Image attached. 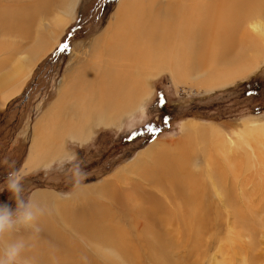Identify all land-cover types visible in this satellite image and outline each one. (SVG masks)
<instances>
[{"label": "bare ground", "instance_id": "obj_1", "mask_svg": "<svg viewBox=\"0 0 264 264\" xmlns=\"http://www.w3.org/2000/svg\"><path fill=\"white\" fill-rule=\"evenodd\" d=\"M77 1L0 0V109L21 92L35 65L57 45L74 18ZM80 47L78 62L62 81L57 99L33 127L24 165L27 172L73 156L67 141L84 145L95 136V129L117 126L151 95L148 81L160 72L168 71L176 84L194 77L197 86L207 90L252 74L259 67L258 56L264 59V0H120L105 29L88 48L85 44ZM261 130L254 136L264 143ZM228 137L215 125L188 119L182 123L177 140L153 142L101 182L82 187L70 198L36 190L33 195L50 211L41 219L42 231L37 234L21 228L6 239L28 240L25 255L33 264H86L83 246L104 264H130L121 251L126 240L135 254L142 247L152 264H168L170 259L166 260L163 248L170 244L162 235H153L152 227L151 232L142 228L149 227L145 220L159 223L161 206L175 214L179 209L188 211V215L183 214L192 227L178 225L190 238L181 245L185 238L180 234L175 241L188 264H205L215 254L212 251L219 252L222 264H264L262 149H246V158L240 159L239 152L234 151L239 162L234 169L230 167L232 179H226L225 170L221 175L226 189L217 206L220 216H210L207 221V210L202 212L213 190L222 188L213 179V172L220 170L222 162H232L224 152L225 143H233ZM200 157L212 176L211 186L210 180H203V168L196 163ZM245 161L247 166L252 164L249 173L242 168ZM255 178L258 181L254 182ZM160 192L167 195L163 197ZM169 195H173L172 202L166 199ZM193 205L198 212H192ZM221 206L228 208H223L226 213ZM120 210L121 217L129 219L137 232L136 237H128L127 230L120 231L115 223L113 212ZM245 212H251L248 231L244 230L249 221ZM209 220L211 225H207ZM232 222L242 226L236 234L230 230ZM225 229L226 235L221 236ZM72 231L75 237L70 235ZM191 234L201 240L192 242ZM48 243L72 247L76 257H72L73 251L70 256L48 249ZM137 264L145 263L139 260Z\"/></svg>", "mask_w": 264, "mask_h": 264}, {"label": "rangeland", "instance_id": "obj_2", "mask_svg": "<svg viewBox=\"0 0 264 264\" xmlns=\"http://www.w3.org/2000/svg\"><path fill=\"white\" fill-rule=\"evenodd\" d=\"M119 2L120 0H78L74 18L69 22L65 29L66 32L64 31L60 36V42L58 41L54 49L35 65L21 92L1 107L0 203H9L15 207L14 200L11 199L10 193L6 190L9 172L16 168H24L33 140V127L36 121L53 105L57 99L62 81L68 71L77 64L76 56L81 49L79 45L85 44L86 48H88L94 37L99 35L108 25ZM64 45H68V47L65 48ZM23 55L26 56L27 53ZM258 57H260L258 61L259 67L252 74L245 79L236 80L227 86L213 90L198 87L194 77L176 84L168 71H163L160 72V75L153 76L148 81L151 95L145 98L142 104L138 106V109L126 114L122 122H118L117 126L95 129L97 131L95 136L84 145H79V143L70 140L67 141L66 146L73 156H66L67 158L55 160L49 165L44 164L35 170L29 171L23 181L26 198L35 189L42 187L54 189L64 196L71 195L77 190L73 184L77 179L76 171L78 168H83L87 174L88 180L85 181V184L98 182L115 171L120 165L122 166V164L133 160L139 151L147 148L153 142L177 140L182 132V123L188 119H193L203 124L219 127L228 134V139L233 141L232 144L226 142L224 147V152H228L227 154L232 159V162H222L220 170L218 168L213 172V179H217L222 188L219 190V187H216L217 191L213 190L210 200L208 198L205 201L204 206L206 209L202 210L203 213L207 210L206 214H204L207 221L210 216L214 219L218 214L220 216L221 212H217V206L219 205V199L223 200L220 195L225 194L224 190L226 189V185L223 186L221 178L223 170L228 173L226 179L231 180L233 176H230L229 172L235 168L241 156L246 158V151L244 150L262 149L264 151V143L258 142L259 140H256L257 137L254 136L258 131H263L261 129H264V59L261 55ZM249 138H252V144L249 142ZM200 141L202 142L203 140L200 139ZM197 144L201 145L200 142ZM252 147L256 148L252 149ZM234 151L239 152L237 154L239 159L236 158ZM201 160L202 157L195 162L199 167L203 168V180H210L208 185L211 186L212 176H210L207 165L205 163L202 164ZM251 165H249L250 167L247 166L245 161L242 168L249 173L248 169L253 170ZM45 169H51V171H45ZM256 181L258 180L255 178L254 182ZM247 187L249 186L247 185ZM160 195L164 197L167 194L160 192ZM171 197L173 195H169L166 199L169 198L170 202H172ZM220 208L222 212H224V209L228 210L226 206H221ZM192 209V212H198L194 205ZM120 212L122 211L113 212L116 213L115 223L120 228V231L127 230L126 235L128 237H136L135 234L137 232L130 227L129 219L122 218V213ZM158 212H161L157 219L159 221L158 225L154 221L148 223L145 220L149 227H146L147 229L145 227L142 228L146 231H154L153 235L157 237L162 235L164 242L170 244L168 248H163L167 254L166 260L170 259V261L167 260L168 264L169 262L172 264H188L186 260L181 258L183 251L179 252L182 249L180 244L175 242L177 241L176 236L180 234L182 236L180 235L179 237L185 238L181 240L184 241L181 245L188 242L190 235L189 233L187 235L185 228L181 227L186 224L187 228L192 227L190 221H188V216H184V210L179 209L175 214L170 208L164 210L161 206ZM187 213L188 211L185 212L186 215H188ZM245 213H247L249 221L245 224L244 230L248 231L251 224V212ZM261 215H263V212ZM151 223L152 225H150ZM211 224L212 220H209L207 225ZM159 225L161 226L159 227ZM150 227L152 228L150 229ZM193 227H197V225ZM229 227H231L230 230L233 231V234H236L239 231V227L241 228L242 226L232 222ZM227 229L224 230L221 236L226 235ZM70 233V235L75 234L74 231ZM191 236L190 240L192 242L201 240L196 237V234H191ZM168 238L172 242L166 240ZM138 243L140 242L138 241ZM78 244L80 245V242ZM46 246L53 251L66 252L70 256H72L70 252L74 250L72 247L61 248V245L52 243H48ZM121 248L124 259L128 263L135 262L134 264H137L140 260L145 264H152L151 259L149 260L145 254L143 255L144 250L142 247L141 249L139 246L135 254L132 244H129L126 240L122 243ZM82 250V257L88 261L86 264H93V262L104 264V261L100 260L86 246H83ZM88 251L89 253L91 252L89 255ZM211 254L213 255L209 256V260L205 261V264H222L219 252L212 251ZM74 256L76 257L75 253L72 257ZM66 257L65 260H73L72 257L68 259ZM82 257L81 259L83 260ZM135 257L136 259L138 257V260ZM129 258L131 259L129 260ZM213 258L215 259L212 261ZM58 260L60 259L58 258Z\"/></svg>", "mask_w": 264, "mask_h": 264}, {"label": "clouds", "instance_id": "obj_3", "mask_svg": "<svg viewBox=\"0 0 264 264\" xmlns=\"http://www.w3.org/2000/svg\"><path fill=\"white\" fill-rule=\"evenodd\" d=\"M51 171V169H45ZM28 175L25 168H16L7 176L6 190L10 193L15 207L9 203H0V264H33V260L25 255L29 241L22 237H12L19 229L24 228L32 233L42 231L41 219L49 215L41 202L33 195H25L24 179ZM76 188H82L88 180L83 168L76 171Z\"/></svg>", "mask_w": 264, "mask_h": 264}, {"label": "crops", "instance_id": "obj_4", "mask_svg": "<svg viewBox=\"0 0 264 264\" xmlns=\"http://www.w3.org/2000/svg\"><path fill=\"white\" fill-rule=\"evenodd\" d=\"M127 163H128V162H127ZM124 164H125V163H124ZM122 165H123V164H122ZM120 166H121V165H120ZM113 172H114V171H113ZM113 172H112V173H113ZM112 173H110V174H112ZM110 174L106 175L105 177L109 176ZM105 177H104V178H105ZM102 180H103V179H102ZM98 182H101V180L98 181ZM98 182H93V183H90V184H84L83 187H86V185H87V186H88V185L91 186V185L96 184V183H98ZM39 189H40V190H46V191H49V192H55V193L60 194L58 191H56V190H54V189L43 188V187H42V188H37V189H35V190L33 191V193H34L36 190H39ZM80 189H81V188H79V189L77 188V190H76L73 194L68 195V196H64V195H62V194H60V195L63 196L64 198H66V197H69V198H70V197H72V196H73L78 190H80ZM33 193H32V194H33Z\"/></svg>", "mask_w": 264, "mask_h": 264}, {"label": "snow or ice", "instance_id": "obj_5", "mask_svg": "<svg viewBox=\"0 0 264 264\" xmlns=\"http://www.w3.org/2000/svg\"><path fill=\"white\" fill-rule=\"evenodd\" d=\"M64 47H65V48H67V47H68V45H64Z\"/></svg>", "mask_w": 264, "mask_h": 264}, {"label": "trees", "instance_id": "obj_6", "mask_svg": "<svg viewBox=\"0 0 264 264\" xmlns=\"http://www.w3.org/2000/svg\"><path fill=\"white\" fill-rule=\"evenodd\" d=\"M8 196V195H7ZM6 198V197H5Z\"/></svg>", "mask_w": 264, "mask_h": 264}]
</instances>
